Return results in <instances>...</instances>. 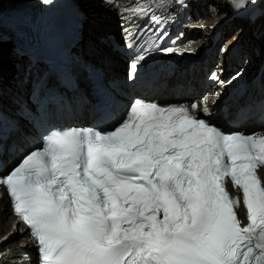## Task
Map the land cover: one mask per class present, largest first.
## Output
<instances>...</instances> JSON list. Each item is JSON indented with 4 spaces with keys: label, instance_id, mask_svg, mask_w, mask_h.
<instances>
[{
    "label": "snow or ice",
    "instance_id": "snow-or-ice-1",
    "mask_svg": "<svg viewBox=\"0 0 264 264\" xmlns=\"http://www.w3.org/2000/svg\"><path fill=\"white\" fill-rule=\"evenodd\" d=\"M228 2L236 11L264 5ZM145 58L131 62L129 80ZM209 79L224 83L215 72ZM213 118L206 96L190 105L135 98L111 130L44 135L0 173V198L36 264H264V133L226 132Z\"/></svg>",
    "mask_w": 264,
    "mask_h": 264
},
{
    "label": "bare ground",
    "instance_id": "bare-ground-1",
    "mask_svg": "<svg viewBox=\"0 0 264 264\" xmlns=\"http://www.w3.org/2000/svg\"><path fill=\"white\" fill-rule=\"evenodd\" d=\"M23 1L25 0H4L2 7H0V22L5 17L4 13L14 9L16 5H19ZM79 1H81L86 6H90L94 10H97L100 7L105 6L103 3H100L99 0H87V2H85V0H79ZM202 18L206 19L207 22L205 24H207V26L220 24L222 22V21L219 22L218 19L215 18L213 12L202 14ZM251 39L254 40V38ZM228 44L230 47L233 45V43H228ZM6 45H7L6 46V51H7L8 44ZM6 51L5 53L7 57L5 58V60L7 61H5L3 64L9 62L8 65L9 68L7 69L8 71L7 74H8V78H12L14 75H17L19 73L18 63L20 62V60L17 55L13 54V52L10 51V53L8 54V52ZM11 55L13 57L12 59H11ZM110 60L113 62L118 61V59L115 57H111ZM3 71L6 72L5 70ZM196 78L197 76L194 75L189 76V79L191 80ZM10 107L11 106L9 101L3 96L2 93H0V111L9 109ZM15 225H16L15 220L9 216V211L6 209L5 206L2 205V209L0 210V264H16L17 262L16 260L19 258V254L23 252L20 251L19 245L20 243L22 244L24 240L18 241L16 236L13 238L12 237L8 238V236L11 233L15 232L14 231ZM5 237H7V239H5Z\"/></svg>",
    "mask_w": 264,
    "mask_h": 264
},
{
    "label": "rangeland",
    "instance_id": "rangeland-1",
    "mask_svg": "<svg viewBox=\"0 0 264 264\" xmlns=\"http://www.w3.org/2000/svg\"><path fill=\"white\" fill-rule=\"evenodd\" d=\"M100 2V1H99ZM107 8V7H106ZM104 9V8H103ZM219 10H221L223 13L225 12V8H218ZM106 11H107V9H105ZM105 10H103V11H105ZM215 18H217L218 20L219 19H221L222 18V16L221 15H219V14H217V16H215ZM111 24V23H110ZM98 25H101L100 23H98ZM88 27H90L89 26V23L88 22H86V24H85V28H88ZM91 28H94V27H91ZM114 28H116L115 27V25H114ZM247 32H249L250 33V35H251V32H250V30L249 31H247ZM84 36H86V33H84L83 34ZM239 36V31H237V30H235V29H233L232 30V33L231 34H229L228 35V37H231V39L234 37H238ZM8 48L9 47H7V51L6 52H8ZM3 53V52H2ZM7 57V55H6V53L4 52L2 55H0V68L1 67H4L5 69H3V70H6V69H8L9 68V64H8V62L6 63V64H3L5 61H7V60H5V58ZM12 59V58H11Z\"/></svg>",
    "mask_w": 264,
    "mask_h": 264
},
{
    "label": "trees",
    "instance_id": "trees-1",
    "mask_svg": "<svg viewBox=\"0 0 264 264\" xmlns=\"http://www.w3.org/2000/svg\"><path fill=\"white\" fill-rule=\"evenodd\" d=\"M10 53V51H8V54ZM11 58H13L12 57V55H11ZM8 64H9V62H8ZM14 67V66H13ZM1 69H5L4 67H1ZM7 73H8V71H7V69L5 70ZM1 73V72H0Z\"/></svg>",
    "mask_w": 264,
    "mask_h": 264
}]
</instances>
